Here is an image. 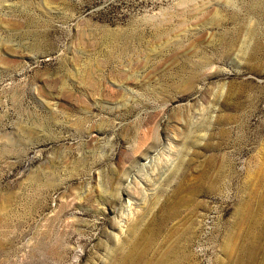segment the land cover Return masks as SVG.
I'll return each instance as SVG.
<instances>
[{
  "label": "rangeland",
  "instance_id": "rangeland-1",
  "mask_svg": "<svg viewBox=\"0 0 264 264\" xmlns=\"http://www.w3.org/2000/svg\"><path fill=\"white\" fill-rule=\"evenodd\" d=\"M135 242L264 264V0H0V264Z\"/></svg>",
  "mask_w": 264,
  "mask_h": 264
},
{
  "label": "bare ground",
  "instance_id": "bare-ground-1",
  "mask_svg": "<svg viewBox=\"0 0 264 264\" xmlns=\"http://www.w3.org/2000/svg\"><path fill=\"white\" fill-rule=\"evenodd\" d=\"M133 236L137 237L139 233V229L137 228V225L133 227L132 229ZM132 236V235H131ZM137 244L136 242L129 248L130 251L128 256L121 259L119 264H135L137 261Z\"/></svg>",
  "mask_w": 264,
  "mask_h": 264
}]
</instances>
